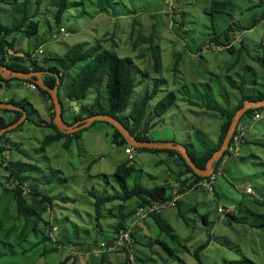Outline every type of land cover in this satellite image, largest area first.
Returning a JSON list of instances; mask_svg holds the SVG:
<instances>
[{"label": "rangeland", "instance_id": "1", "mask_svg": "<svg viewBox=\"0 0 264 264\" xmlns=\"http://www.w3.org/2000/svg\"><path fill=\"white\" fill-rule=\"evenodd\" d=\"M58 1L0 0L2 23L16 24L24 16L16 13V8H24L27 2L31 11L28 22L40 21L37 34L17 32L15 50L36 54L40 60L82 53L96 56L105 50L131 57L136 87L129 108L119 116L128 115L132 104L158 85L160 90L151 96L145 117L153 125L149 130L152 140L175 138L200 155L218 141L223 122L220 112L211 106L219 103L233 108L242 94L232 87L231 80L241 82L244 76L245 92L251 96L261 88L254 80L260 83L264 74L260 61L264 57V20H257L253 28L250 25L262 17L264 0H231L222 14L210 11L215 0H113L111 6L99 0H69L67 11L57 22ZM230 26H238L236 38L234 31L227 34ZM229 42L233 52L221 47ZM87 62L79 61L67 69L65 82L76 78ZM45 65L61 68L54 59ZM228 66L232 68L228 70ZM103 81L96 110L108 109L106 77ZM170 90L176 95L174 103L162 116L151 118L158 101ZM59 93L64 120L69 122L74 117L63 87ZM97 96L98 90L90 88L84 103L91 107ZM6 99L25 106L29 114L14 135L9 133V142H1L7 149L0 152V197L11 172L6 165L10 164L14 169L27 170L29 199L35 187L52 203L23 244L16 239L13 243L0 241V264H100L103 255L106 264L123 262L125 253L121 249L98 250L94 254L91 250L98 242L110 241L116 233L113 225L117 215L102 216V212L113 207L115 211L122 210V204L124 210H129L136 203L134 199H115L98 212L96 197L122 193L115 172L124 161L134 167L127 178L130 188L136 183L161 184L163 171L171 168L175 174L179 164L164 150H138L135 159H126L124 147L113 144L112 125L102 120L69 138L70 147L63 144L66 139L45 147L46 137L56 132L46 126L52 110L46 95L33 87V82L14 77L9 87L0 89V100ZM260 114V119L248 114L241 118L240 151L235 156L231 146L216 179L210 185L189 188L180 195L178 205L166 206L162 212L177 240L152 217L139 210L135 213L140 217L135 224L136 264H197L194 250L207 241L200 253L202 264H264V110ZM10 184L14 187L12 180ZM248 186L254 193L247 192ZM219 205H235L236 215L244 216V220L229 219V214L218 211ZM14 210L15 203L11 202L10 212ZM45 235L58 239L63 246L57 248L51 239L37 243ZM158 240L174 251H167ZM34 243V248L22 253L23 248ZM2 252L7 253L1 256Z\"/></svg>", "mask_w": 264, "mask_h": 264}, {"label": "trees", "instance_id": "2", "mask_svg": "<svg viewBox=\"0 0 264 264\" xmlns=\"http://www.w3.org/2000/svg\"><path fill=\"white\" fill-rule=\"evenodd\" d=\"M113 0H99L100 4H105L106 6H111ZM58 9L55 13V19L59 22L60 18L65 14L68 9L69 0H59L58 1ZM231 5V0L226 1H212L210 4V11L217 13H225L227 9ZM30 8L29 2L25 3L24 8H16V13H20L22 16L19 20H17L14 25H7L0 21V63L7 64L13 68L20 71H31V70H50L59 74L60 88H64L65 97L70 100H78L82 101L86 99L88 95V91L90 88L94 87L98 90V96L96 97V103L91 107L86 104H82L80 110L75 113L74 118L70 121L71 123L76 122L82 118L97 114V113H108L117 118H119L130 130L131 132L140 140H149L151 139L148 135V130L153 125L152 122H148L145 120L147 115V106L151 100V96L157 94L160 90L159 86H155L152 90V93H147L141 96L138 100H136L130 110L128 111V115L123 117L119 116L121 112L126 111L130 106V101L132 97V93L134 91V87L136 84L133 78V67L134 60L131 57L125 56L120 57L115 52L105 50L103 52L98 53L96 56H92L91 54L82 53L75 54L68 58L55 59L49 58L50 60L58 61L61 68L58 66H53L47 68L45 63H48V58H44L40 60L38 58H32V54L26 53L25 56L16 55L11 53V49H15L16 47V34L17 32L26 31L28 35H34L39 33L40 31V21L39 20H31L32 22H28L30 17L29 14L31 11H28ZM257 20H264V13L262 17L253 20V24L250 25V28H253L257 24ZM238 26L235 28L230 26L227 30V34L230 35L231 32L236 31ZM229 38V36L227 37ZM148 40V39H147ZM223 46H227V49L230 52L234 51V46L229 42L223 44ZM260 58V57H259ZM88 60L86 65L84 66L82 72L74 78L70 83H66L64 80L65 71L70 69L74 64L79 61ZM10 61V62H9ZM262 65L264 67V57L260 58ZM234 64V63H233ZM157 69L159 68L158 63L156 62ZM231 66H228V70L231 69ZM104 77H106V90L108 94V109L96 110V104L101 101V93L100 88L103 84ZM262 81L258 83L255 79V85H261L260 89L254 91V95L251 96L249 93L245 92V85L247 84V80L244 76L241 78V82H237L235 80H231V85L234 88H237L241 94L238 99V102L233 106V108L225 107L219 103L216 105H212L218 112H220L223 117V122L220 126V134L218 135V141L211 146H207L204 152L200 155L194 151V149H189V153L192 159L195 161L197 166L200 168H205L207 160L212 156V154L221 147L222 142L225 138V135L229 129V125L233 119L234 114L237 109L240 108L245 99L250 100H260L264 99V74L262 75ZM0 78L2 75L0 74ZM31 81V80H28ZM7 82H10L8 80ZM46 83L52 87H54L57 83V77L52 74H48L46 76ZM43 94L46 95L47 98L53 100L52 94L48 90L41 88L37 85ZM159 89V90H158ZM176 98L175 93L170 90V93L164 98L160 99L156 104L155 115L151 118L154 119L155 116H162L166 110L174 103ZM11 103H17L15 100H11ZM53 107V104H52ZM264 110V107H259L255 109H248L244 115L248 114L250 117H253L256 113ZM0 111H2L0 109ZM5 111H14L16 113V117L7 122L6 117L0 115L1 127L0 130L4 127L10 126L13 123L17 122L22 116V111L16 110H5ZM55 113H53L54 115ZM243 115V116H244ZM242 116V117H243ZM241 117V118H242ZM241 120V119H240ZM52 126L55 128L56 132L49 134L44 140L45 147L51 145L53 142L58 140L66 139L63 143L66 147H70V140L75 136L78 132L83 131L79 130L73 134H66L62 132L57 125L52 121ZM114 128V126H112ZM18 128V127H17ZM16 128V129H17ZM15 130V129H14ZM13 130V131H14ZM12 131H8L3 139H9L8 133ZM240 133L239 129L236 130V134ZM68 138V139H67ZM114 143L120 145V142L124 140L121 132L114 128V131L111 136ZM69 140V141H68ZM3 140H1L2 142ZM125 141V140H124ZM7 149L6 147H2L0 143V152ZM137 150H150V151H168L172 155H177L180 158V163L184 167L185 170L182 172H178V175L175 179L181 183L180 193H184L189 188L194 187L195 183L202 180L203 176L198 175L193 168L186 162L185 158L174 149H155V148H137ZM223 157L217 162L215 166V171L218 166L222 162ZM7 170L11 171L7 176V183H3L4 185V195L0 197V241L11 242L16 239L18 243L23 244L30 236L31 230H36L38 228V223L42 217V214L46 212L49 208V205L52 203V200L48 195L43 194L40 190L33 187L32 193L30 194L31 198L24 193V185L27 182V172L26 169H14L10 164L6 165ZM171 169V168H170ZM172 170V169H171ZM134 167L128 163V161H124L119 164L116 168L115 177L120 186L122 193L113 194L109 196H97L96 197V207L97 211H101L102 206L111 202L115 199L122 200H130L134 199L136 205L131 207L129 210H124V205L122 204V210H116L115 208L107 209L108 211L102 212V216L106 213H109L110 216L117 215L118 220L113 225L114 232L118 233L119 230L124 227V225L128 222L130 217H133L138 207H146L148 204H152L153 201L164 202L170 198L172 185L168 183L157 184L155 186L149 187L144 186L140 183H136L134 187H129L127 183V178L133 173ZM17 177L19 179L20 184L17 187H12L10 182L13 177ZM8 196V197H6ZM6 197V198H5ZM11 202L15 203L14 212H10ZM121 204V203H120ZM179 201L177 202V205ZM4 211V212H2ZM163 211L153 212L150 216L157 222V224L163 229L167 230L171 234V237L177 240V235L173 233V228L167 220L163 217ZM229 219L232 220H244V216L236 215L234 212L228 213ZM205 221L207 222V216H205ZM264 220V216L262 218ZM258 219L252 222V225L257 222ZM246 221V220H245ZM133 236L136 238L135 233ZM46 239H51L56 242V247H62L63 245L59 243V240H54L50 235H45L42 237L40 243ZM159 241V240H158ZM163 245V247L172 253L174 249H172L167 243L159 241ZM36 243L31 245L30 247H25L22 250V253H28L32 248H34ZM76 247L78 246L75 244ZM208 245V241L202 243L194 250V257L198 260L197 264H202L203 259L200 256L201 251L206 248ZM96 247L94 246L91 250L92 254L95 251ZM7 252H2L1 256L6 254ZM100 264H106L105 258H103ZM112 264H128L127 260H124L120 263H112Z\"/></svg>", "mask_w": 264, "mask_h": 264}, {"label": "water", "instance_id": "3", "mask_svg": "<svg viewBox=\"0 0 264 264\" xmlns=\"http://www.w3.org/2000/svg\"><path fill=\"white\" fill-rule=\"evenodd\" d=\"M11 52L16 55L25 56L24 52H18L15 49H11ZM0 73L5 79H10L12 77H19L26 80H32L33 82L37 83L41 88L48 90L53 96V103L55 107V116H54V123L57 127L64 133L72 134L84 128L91 126L95 121L102 120L107 121L111 125H113L116 129H118L123 137L125 138L126 142L133 145L136 148H158V149H174L177 150L187 161V163L193 168V170L201 176H209L213 173L214 167L216 166L217 162L222 157L225 150L228 149L230 145V140L235 134V131L238 127L240 118L245 114L248 109H255L259 107H264V99L260 100H250L245 99L243 105L237 109L236 113L233 116V119L229 125V129L225 135V138L222 142L220 148H218L212 156L207 160L205 168H200L197 166L195 161L192 159L188 147L179 142L170 141V140H140L138 139L131 130L117 117L108 114V113H97L86 118L80 119L73 124L68 123L63 118V101L60 99L59 96V83L60 77L59 74L54 71L49 70H32V71H20L17 69H13L8 65L0 63ZM53 74L57 77V84L52 87L48 85L45 81L46 74ZM4 84H0V89H5ZM79 105H76L75 101H71V112L75 113L79 110ZM0 109H12V110H20L24 112V115L20 118V120L13 125L3 128L0 131V140L3 137L6 131L13 130L15 127H18L22 122L25 121L28 115V111L21 105L7 103L4 101H0ZM123 144V142L121 143Z\"/></svg>", "mask_w": 264, "mask_h": 264}, {"label": "clouds", "instance_id": "4", "mask_svg": "<svg viewBox=\"0 0 264 264\" xmlns=\"http://www.w3.org/2000/svg\"><path fill=\"white\" fill-rule=\"evenodd\" d=\"M62 29V28H61ZM62 31V30H61ZM239 33H237L236 31H234V37L236 38V36L238 35ZM218 47H220V46H218ZM222 48H227V46H221ZM41 50H43V49H41ZM41 52H43V51H41ZM12 53V52H11ZM14 54V53H13ZM25 55H26V53H25ZM32 58H38V55H36V54H34V55H32ZM10 62V61H9ZM2 64V63H1ZM5 65H8V63L7 64H5ZM9 66V65H8ZM155 66H156V70H159V68L157 69V65H156V63H155ZM10 67V66H9ZM32 71V70H31ZM36 71H38V70H36ZM50 71V70H49ZM1 74V73H0ZM53 75V74H52ZM45 77V81H46V76H44ZM2 78H4L3 76H2ZM12 78H14V77H12ZM12 78H10V79H5V80H10L11 81V79ZM17 78H19V77H17ZM1 79V78H0ZM22 79V78H21ZM26 80V79H25ZM31 82H33L32 80H31ZM8 83V85H10V82H7ZM0 84H4V83H0ZM57 84V83H56ZM5 85V84H4ZM37 83H35V82H33V86L34 87H37ZM6 86V85H5ZM9 87V86H8ZM51 94V93H50ZM64 94H65V91H64ZM59 95H60V93H59ZM47 98V97H46ZM66 98V97H65ZM48 99V101H50V105L49 106H51L52 107V104H53V107H52V109H53V113H55V107H54V103H53V100H51V99H49V98H47ZM61 99V98H60ZM11 100H13V99H11ZM11 100H0V101H4V102H7V103H11L10 101ZM67 100H68V102L70 103V105H69V107L71 108V101H78V100H70V99H68L67 98ZM84 101H85V99L84 100H82V101H79V102H81V105L82 104H85L84 103ZM13 104H17V103H13ZM17 105H20V104H17ZM76 105H79V104H76ZM81 105H79V107L81 108ZM24 108H26L25 106H23ZM80 108H79V110H80ZM2 111L1 112H3V114H1L0 113V115H2V116H4V117H6V119H7V122H9V117L7 116V115H5L8 111H5V110H12V109H1ZM27 110V109H26ZM79 110H77L75 113H77ZM16 111H20V110H16ZM28 111V110H27ZM23 112V111H22ZM24 113V112H23ZM63 113H64V106H63ZM75 113H72L73 114V117H74V115H75ZM261 112H258V113H256V114H260ZM28 114H29V111H28ZM256 114L253 116V117H255L256 116ZM24 115V114H23ZM261 115V114H260ZM54 116H55V114L53 115V119H54ZM27 118H28V116H27ZM26 118V119H27ZM64 118V117H63ZM86 118V117H85ZM261 118V117H260ZM259 118V119H260ZM83 119V118H82ZM119 119V118H118ZM241 119V118H240ZM256 119V118H255ZM20 120V119H19ZM18 120V121H19ZM17 121V122H18ZM26 121V120H25ZM240 122V121H239ZM16 123V122H15ZM68 123H71L70 121L68 122ZM74 123V122H73ZM73 123H71V124H73ZM14 124V123H13ZM12 124V125H13ZM21 125V124H20ZM19 125V126H20ZM239 125V124H238ZM11 126V125H10ZM18 126V127H19ZM113 126V125H112ZM0 127H1V122H0ZM7 127H9V126H7ZM4 128H6V127H4ZM17 127H15L14 129H16ZM115 128V127H114ZM113 128V129H114ZM3 129V128H2ZM1 129V130H2ZM13 129V130H14ZM85 129V128H84ZM237 129H239L238 127H237ZM236 129V130H237ZM0 130V131H1ZM13 130H10V131H12V132H10L11 134L12 133H14V131ZM83 130V129H82ZM149 130H150V128H149ZM149 130H148V132H149ZM114 131V130H113ZM239 131H240V133H238V134H240V136H241V138H242V136H243V133H242V131L239 129ZM8 131H6V133H7ZM6 133H4V135L6 134ZM75 133V132H74ZM66 134H68V133H66ZM73 134V133H72ZM238 134H236V131H235V134L233 135V137L231 138V140H230V145H229V147H228V149L227 150H225L224 151V153H223V155H222V157H223V160H222V162L224 161V158H225V156L229 153L228 151L230 150V147L233 145V142H234V137L236 136V135H238ZM4 135H3V137L1 138V140H3V138H4ZM8 137H10L9 136V133H8ZM1 140H0V143H1ZM9 140V139H8ZM7 139H6V142H9ZM124 140H125V138H124ZM124 140H122L121 142H120V145L121 146H123L124 147V152H125V148H126V146H128V145H130V146H133V145H131V144H129V143H127L126 142V140L124 141ZM149 140H152V139H149ZM157 141H160V140H157ZM170 141H174V140H170ZM242 141V140H241ZM241 141H240V144H242L241 143ZM123 142V144H121ZM176 142V141H175ZM179 143H181V142H179ZM115 146H117V144L116 143H113ZM183 144H185V143H183ZM187 147H188V145L187 144H185ZM134 147V146H133ZM135 148V151H134V157L133 158H129L128 157V155H127V153L125 152V154L127 155V159L128 160H133V159H135V152L136 151H138L137 150V148L136 147H134ZM155 149H158V148H155ZM188 149H190L189 147H188ZM240 151V147H239V150L237 151V153ZM151 152H154V151H151ZM237 153H235V156H237L236 154ZM175 156H177V155H175ZM221 157V158H222ZM177 158L179 159V161H180V158L177 156ZM220 158V159H221ZM187 162V161H186ZM219 162V161H218ZM221 162V163H222ZM221 163H220V165H221ZM220 165L218 166V168L220 167ZM218 168H217V170L215 171V167H214V171H213V173L212 174H210L209 176H203V177H205V178H203L202 180H200L199 182H197V183H195V185L194 186H199V185H210L215 179H216V174L218 173ZM171 170V169H170ZM8 173V172H7ZM9 175V174H8ZM212 175H215V178H214V180H211V176ZM16 179V181H17V183H15L14 182V180ZM175 180V182H171L170 180H167V181H165V182H162L161 184H163V183H168V184H171L172 185V188H171V195H170V198L168 199V200H166V201H164V202H167V201H170L173 197H174V195H175V191L177 192V195H178V198H177V200H176V202H175V204H173V205H170V206H176L177 205V202L179 201V198H180V195H182V193H180V189H181V183L180 182H178L176 179H174ZM204 181L206 182V183H209V184H204ZM12 182H13V186L14 187H17L19 184H20V182H19V179L17 178V177H13L12 178ZM27 183V182H26ZM24 187V193L26 194L27 192H28V190H27V187H26V184L23 186ZM248 187H251L252 188V191H248L247 189V192L248 193H254V190H253V187L252 186H248ZM247 187V188H248ZM156 202H160V201H156ZM164 202H161V203H164ZM149 205H151V204H148L146 207H138V209L136 210V212L139 210H141V209H146ZM220 207H222L223 208V211H219V208ZM166 208H163V209H157V210H154V211H151V212H148L145 216L146 217H151L150 215L153 213V212H156V211H164ZM236 206L235 205H232L231 206V208H228V207H225V206H222V205H219L218 206V211L219 212H221V213H225V214H228V213H230V212H234V213H236ZM135 212V213H136ZM135 215V214H134ZM133 215V217H130L129 219H128V221H132L133 222V232H132V236H133V233H135V224H136V222L137 221H139V218L140 217H138V216H134ZM138 217V218H137ZM154 220V219H153ZM126 225V224H125ZM124 225V226H125ZM120 231V230H119ZM118 234H119V232L118 233H115V235H114V237L110 240V241H102V242H98L96 245H95V247H96V249H95V251H93V254L96 252V251H102V252H105V251H107V250H114V249H110L109 247L111 246V244L113 243V241L114 240H116L117 239V237H118ZM135 235H136V233H135ZM133 239H134V254H135V258H134V261L133 262H130V260H129V256H128V253L126 252V250L124 249V248H119V249H121V250H123V252L125 253V259L124 260H127V262H128V264H136V260H137V256H136V252H135V243H136V238L133 236ZM54 240H56V239H54ZM58 240V239H57ZM103 243H105L106 245L105 246H103ZM61 247V246H60ZM75 248H76V246H74Z\"/></svg>", "mask_w": 264, "mask_h": 264}, {"label": "built area", "instance_id": "5", "mask_svg": "<svg viewBox=\"0 0 264 264\" xmlns=\"http://www.w3.org/2000/svg\"><path fill=\"white\" fill-rule=\"evenodd\" d=\"M61 30L64 31V28H62ZM41 51H43V50H41ZM255 118L259 119L260 114H256ZM233 145H234L235 151L237 153V151L239 150V147H240V138L238 137V135H236L234 137ZM230 150H231V147H230ZM134 151H135V148L133 146L128 145L125 148V152L127 153L129 158L134 157ZM214 178H215V175H212L211 180H214ZM205 183L206 182L204 181V184ZM209 183H206V184H209ZM247 190L252 191V188L248 187ZM177 198H178V195H177V192L175 191V195L170 201H167L164 203L153 201L152 204L149 205L146 209H141L140 211L144 215H146L148 212H151V211H154L157 209H163V208H166V206L169 207L170 205L175 204ZM219 211H223V208L220 207ZM132 232H133V222L128 221L126 223V225L120 229L117 239L114 240L113 243L111 244V246L109 247L110 249L124 248L126 250V252L128 253L130 262H133L134 258H135L134 239L132 236ZM105 245L106 244L103 243V246H105Z\"/></svg>", "mask_w": 264, "mask_h": 264}, {"label": "crops", "instance_id": "6", "mask_svg": "<svg viewBox=\"0 0 264 264\" xmlns=\"http://www.w3.org/2000/svg\"><path fill=\"white\" fill-rule=\"evenodd\" d=\"M33 87H34V86H33ZM6 100H11V99H6ZM6 100H5V101H6ZM48 102L50 103V101H48ZM76 104L81 105V102L76 101ZM49 105H50V104H49ZM69 105H70V103H69ZM49 107H51V106H49ZM0 113L3 114V112H1V111H0ZM5 115H7V116L9 117L10 120L14 119V118L17 116L15 112L12 113V114H10V115H9L8 113H6ZM27 116H28V115H27ZM71 117H73V116H71ZM25 120H26V119H25ZM52 121H53V109L51 110V113H50V120L48 121V123H47L46 126H49V127H52V128H53V126H52ZM70 121H71V120H70ZM53 133H55V132H53ZM112 133H113V132H112ZM50 134H52V133H50ZM12 135H14V133L10 134V136H12ZM148 135H149V132H148ZM111 136H112V134H111ZM149 137H150V135H149ZM150 138H151V137H150ZM151 139H152V138H151ZM154 139H155V140H175V138H172V139H162V138H160V137H158V138H154ZM143 152H144V151H143ZM149 152H151V151H149ZM168 158H170L172 161H176V163L179 164L180 169H179L178 172H182L183 170H185L184 167L181 165V163H180L179 159L177 158V156L170 154ZM126 159H127V158H126ZM163 160H165V159H161V161H163ZM178 172H175V174H174L173 171L170 170V168H168L165 172L163 171L161 179L163 180V182H165V181H167V180H170L171 182H175L174 179H175V177L178 175ZM173 174H174V176H173ZM156 178H157V177H156ZM154 186H155V185H154ZM149 187H152V186H149Z\"/></svg>", "mask_w": 264, "mask_h": 264}, {"label": "flooded vegetation", "instance_id": "7", "mask_svg": "<svg viewBox=\"0 0 264 264\" xmlns=\"http://www.w3.org/2000/svg\"><path fill=\"white\" fill-rule=\"evenodd\" d=\"M47 75H48V73L45 76H47ZM0 83H4L5 85L10 86V85H8L7 80H5L4 78L2 80L0 79Z\"/></svg>", "mask_w": 264, "mask_h": 264}]
</instances>
